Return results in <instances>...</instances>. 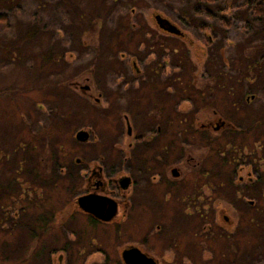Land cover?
Segmentation results:
<instances>
[{"label":"rangeland","instance_id":"1","mask_svg":"<svg viewBox=\"0 0 264 264\" xmlns=\"http://www.w3.org/2000/svg\"><path fill=\"white\" fill-rule=\"evenodd\" d=\"M260 5L264 0H0V264H124L130 246L161 264L174 257L264 263ZM153 12L209 26L216 56L162 33ZM216 118L225 133L200 131ZM82 129L88 143L75 139ZM94 163L108 180L132 176L137 190L143 175L154 187V174L173 180L172 168L182 172L173 191L162 192L160 233L151 226L143 233L132 216L107 224L78 210ZM242 165L253 169V184H236ZM181 213L188 230L176 234ZM224 214L233 225L221 221Z\"/></svg>","mask_w":264,"mask_h":264},{"label":"flooded vegetation","instance_id":"2","mask_svg":"<svg viewBox=\"0 0 264 264\" xmlns=\"http://www.w3.org/2000/svg\"><path fill=\"white\" fill-rule=\"evenodd\" d=\"M158 14L155 12L152 13L151 18L152 21L155 23L157 20L156 16ZM163 16V15H162ZM171 21V20H169ZM179 31H181V35H172L169 34L168 32L164 31L163 29H160L162 33L165 35L168 34L171 37H174L176 39H186L187 42L190 44H196V50L198 52H203L206 53L207 58L212 54L216 56L218 52V47L216 45V34L213 33L212 29L209 28V26L206 27V25H202L201 27H194L192 24H188L186 26H183L179 24L177 21H171ZM185 33V34H184ZM181 39V40H182ZM134 68H136L137 71H139L137 64L134 63ZM252 99H254V96H252ZM248 101H251V99H248ZM125 120L127 124V134L129 137H134V132H133V127L130 123L129 116L125 115ZM224 122L221 118H216L214 120H211L208 125H204L202 127L201 132H206L210 133L212 130H215L217 132L225 133L224 131L226 130V123L222 124ZM128 125L131 126L132 132L129 134V127ZM136 141L141 142L140 138H136ZM130 149L134 148V143H130ZM140 152H138V155L140 157ZM131 158L133 157V154L131 153ZM130 156L128 155L127 162L130 161ZM141 159V157H140ZM82 162V159L80 162H77L80 164ZM176 168H172L171 173L174 176V179H170V177H164V176H157L154 174V178L152 180V183H154V187H152L150 184L147 182V176L143 175V171L140 170V173L144 176L142 181V185L140 186V189L137 190L136 188V181L132 176H121L118 178H111V180H108L107 177L104 174V169L103 167L98 164L94 163V168L90 171V174L87 177V186L89 188V192L86 194L90 193H96L99 195H108L109 193L113 194L115 197H111L114 199L117 203V208L118 212L115 217V219L111 223L107 224H126L130 221L131 216L133 218V221H136L137 228L140 230L142 229H147V227H150L154 229V234L155 232L160 233L163 230L162 226V209H163V202H162V192H168V191H173V188L175 184L180 182L182 179V172L176 171L174 172ZM248 169V170H247ZM180 170V169H179ZM85 174V173H84ZM125 177H129L131 179V183L127 187H122V182L121 180ZM237 177H238V183L236 184L239 185H249L253 184L255 182V177L253 174V169L252 168H247L246 166H241L237 172ZM158 179V180H157ZM150 185V187H148ZM146 187H148L146 189ZM163 189V190H162ZM81 194L80 196L77 197V199L81 196L86 195ZM119 197H116V196ZM178 200V199H177ZM169 201H171L169 199ZM250 204L253 205L254 201H250ZM78 208V206H77ZM78 210H80L78 208ZM81 211V210H80ZM121 211V212H120ZM120 212V213H119ZM85 214V213H84ZM90 217V216H89ZM93 222H99L101 221L94 219L93 217H90ZM221 221H223L226 225L231 226L233 225V222L230 221V217L226 214L220 216ZM178 221L181 222L184 226H181L180 229H177L175 226L173 227L177 232L176 234H181L182 232H186L188 230L187 228V219L186 217L183 216V214H179ZM120 222V223H119ZM104 224V223H102ZM209 227V226H208ZM204 227V231L209 232L210 227ZM165 229L172 228V226H166L164 227ZM180 230V231H178ZM143 233L144 230H142ZM140 231V232H142ZM146 237L144 238V240ZM178 248H175V250H182L183 248L181 247L182 245L176 244ZM141 249V248H140ZM142 250V249H141ZM177 256H181L180 254ZM62 260V256L59 258ZM169 261V260H168ZM184 261V259H183ZM181 258L177 259L174 257L171 261L172 264H184ZM161 264V262H160ZM187 264V263H186ZM264 264V263H262Z\"/></svg>","mask_w":264,"mask_h":264},{"label":"water","instance_id":"3","mask_svg":"<svg viewBox=\"0 0 264 264\" xmlns=\"http://www.w3.org/2000/svg\"><path fill=\"white\" fill-rule=\"evenodd\" d=\"M157 20L155 21L156 26L172 35H181V31L169 21L166 17L161 14L156 16ZM43 108V105H40ZM129 134L132 132L130 125ZM75 139L81 143H88L90 140V133L87 130H79ZM81 159H77V162H80ZM176 170H174L175 172ZM122 187H127L131 183L129 177H125L121 180ZM78 208L89 214L96 220H99L104 223L112 222L118 212L117 203L114 199L106 195H99L96 193L86 194L79 197L75 200ZM121 258L124 264H160L158 260L150 256L149 254L143 252L139 247L130 246L124 249L121 253Z\"/></svg>","mask_w":264,"mask_h":264},{"label":"trees","instance_id":"4","mask_svg":"<svg viewBox=\"0 0 264 264\" xmlns=\"http://www.w3.org/2000/svg\"><path fill=\"white\" fill-rule=\"evenodd\" d=\"M259 13L263 14L264 13V8L262 7V5L259 6Z\"/></svg>","mask_w":264,"mask_h":264}]
</instances>
